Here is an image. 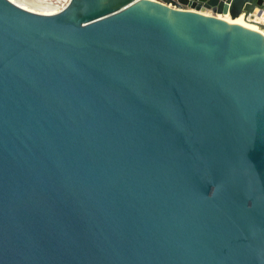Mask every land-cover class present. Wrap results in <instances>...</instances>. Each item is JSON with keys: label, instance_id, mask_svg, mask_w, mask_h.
Here are the masks:
<instances>
[{"label": "water", "instance_id": "obj_1", "mask_svg": "<svg viewBox=\"0 0 264 264\" xmlns=\"http://www.w3.org/2000/svg\"><path fill=\"white\" fill-rule=\"evenodd\" d=\"M0 264H264V0H0Z\"/></svg>", "mask_w": 264, "mask_h": 264}, {"label": "rangeland", "instance_id": "obj_2", "mask_svg": "<svg viewBox=\"0 0 264 264\" xmlns=\"http://www.w3.org/2000/svg\"><path fill=\"white\" fill-rule=\"evenodd\" d=\"M24 3L29 9L34 11H41V9H61L67 3V0H38L34 2L33 0H16ZM51 4V5H50ZM56 7V8H55Z\"/></svg>", "mask_w": 264, "mask_h": 264}, {"label": "bare ground", "instance_id": "obj_3", "mask_svg": "<svg viewBox=\"0 0 264 264\" xmlns=\"http://www.w3.org/2000/svg\"><path fill=\"white\" fill-rule=\"evenodd\" d=\"M10 1H12L13 3L17 4L18 6L24 8V9H27V10H29L31 12H37V13H42V14H54L57 11V8L56 7H55L56 8L55 10H53V9H41V11H34L32 9H29V7H27L26 5H24V3H21V2L16 1V0H10ZM33 1L34 2H38V0H33ZM226 20L230 21V18L228 16H226ZM233 22L240 23V24L243 23V21H242L241 18L240 19H237V20H235Z\"/></svg>", "mask_w": 264, "mask_h": 264}, {"label": "built area", "instance_id": "obj_4", "mask_svg": "<svg viewBox=\"0 0 264 264\" xmlns=\"http://www.w3.org/2000/svg\"><path fill=\"white\" fill-rule=\"evenodd\" d=\"M68 2H69V0H67V3L63 6V8H65V6L68 4ZM63 8H61L60 10L59 9H57V11L56 12H59V11H61ZM55 12V13H56Z\"/></svg>", "mask_w": 264, "mask_h": 264}, {"label": "crops", "instance_id": "obj_5", "mask_svg": "<svg viewBox=\"0 0 264 264\" xmlns=\"http://www.w3.org/2000/svg\"><path fill=\"white\" fill-rule=\"evenodd\" d=\"M225 19H226V17H225Z\"/></svg>", "mask_w": 264, "mask_h": 264}]
</instances>
